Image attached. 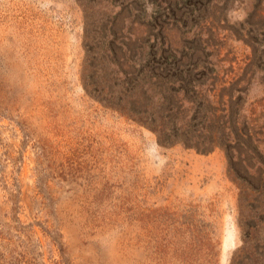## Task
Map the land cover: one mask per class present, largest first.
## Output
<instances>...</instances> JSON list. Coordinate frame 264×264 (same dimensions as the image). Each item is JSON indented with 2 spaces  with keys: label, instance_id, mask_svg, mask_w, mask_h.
<instances>
[{
  "label": "rangeland",
  "instance_id": "obj_1",
  "mask_svg": "<svg viewBox=\"0 0 264 264\" xmlns=\"http://www.w3.org/2000/svg\"><path fill=\"white\" fill-rule=\"evenodd\" d=\"M198 87L239 131L163 144ZM0 244V264H264V0H0Z\"/></svg>",
  "mask_w": 264,
  "mask_h": 264
},
{
  "label": "trees",
  "instance_id": "obj_2",
  "mask_svg": "<svg viewBox=\"0 0 264 264\" xmlns=\"http://www.w3.org/2000/svg\"><path fill=\"white\" fill-rule=\"evenodd\" d=\"M193 93H195V99L197 102V98H200L199 107H198V121L195 120L192 125H183V127H180L181 129L184 127L185 129V135L183 139H178L176 137V141H166L169 136L173 134L174 131V136H176V131H178L180 128L176 130L175 126L177 125V120L172 124L171 129H169V134L165 135L163 133V144L168 143H176V142H181L182 146L185 148H193L196 152L198 153H208L215 147H221L223 148V144L221 143V138L226 135L227 137L231 136V128L233 127V132H238L239 131V126L237 124V119H238V111H235L236 113L233 114L231 111L232 109V102L229 100V102H217V103H212L205 99L204 91L201 89H193ZM229 98L231 99L233 92L228 93ZM239 107V105H238ZM220 112H223L222 114H219ZM231 111V112H230ZM233 115L235 117H233ZM230 122L232 125H230ZM229 127H227V125ZM180 129V130H181ZM183 134V133H182ZM233 134V133H232ZM237 135V134H236ZM235 135L236 141L238 140V136ZM182 136V135H181ZM229 151H232V146L231 142L227 143V149ZM232 154V152H227ZM0 247H3L0 244Z\"/></svg>",
  "mask_w": 264,
  "mask_h": 264
}]
</instances>
